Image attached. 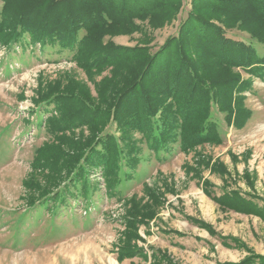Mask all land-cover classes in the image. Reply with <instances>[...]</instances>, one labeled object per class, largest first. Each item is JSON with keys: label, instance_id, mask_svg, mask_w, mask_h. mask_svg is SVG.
Segmentation results:
<instances>
[{"label": "rangeland", "instance_id": "1", "mask_svg": "<svg viewBox=\"0 0 264 264\" xmlns=\"http://www.w3.org/2000/svg\"><path fill=\"white\" fill-rule=\"evenodd\" d=\"M193 1L181 0L173 19L153 14L134 18L135 28H116L104 39L118 47L146 45L155 53L167 38L177 35ZM238 25L232 24L227 37L264 56V46L251 41ZM198 45L200 48L195 42L194 46ZM203 58L206 61L204 53ZM111 70H82L71 51L48 44L40 47L26 35L11 46L0 44V264H234L248 252L264 255V79L240 68L235 73L243 86L234 92L243 97L251 116L238 128L214 113L220 144H203L188 152L169 144L154 152L138 142V163L130 167L119 162L116 175L110 176L115 181L111 188H106L100 173L89 171L86 183L90 188L85 198L79 195L80 182L70 186L71 175L61 184L71 194H65L52 211V204L43 206L44 199L31 205L29 200L37 199L39 186H55L66 172L62 167L59 182L47 171L35 172L36 154H49L48 160H54V151L61 149L65 160L73 146L68 139L79 141L89 133L80 126L53 134L45 118L55 112L49 106L48 114L42 113L41 94L55 91L51 88L56 86L66 92L67 86L75 83L81 95L99 103L101 83L112 79ZM98 107L103 108L101 101ZM106 133L118 136L114 127H108ZM81 163L83 160L79 166ZM31 179L35 185L29 190L26 183ZM205 186L216 196L239 193L262 212L255 215L220 208L205 195ZM149 192L160 204H153ZM149 202L155 216L135 229L138 238L131 246L137 252L120 260L125 218ZM195 220L210 225L215 235ZM219 236L236 238L243 247L230 240L222 242Z\"/></svg>", "mask_w": 264, "mask_h": 264}, {"label": "trees", "instance_id": "2", "mask_svg": "<svg viewBox=\"0 0 264 264\" xmlns=\"http://www.w3.org/2000/svg\"><path fill=\"white\" fill-rule=\"evenodd\" d=\"M0 3V44L11 46L26 35L31 42L40 43V47L48 44L71 51L82 70L100 72L112 68V79L101 83L99 103L81 95L75 83H70L66 92L52 86L55 91L41 94L40 103L45 105L42 113L48 114L49 106L55 112L45 118L53 134L80 126H85L89 133L79 141L68 139L69 146L71 143L73 146L66 152L69 154L65 160L61 149L52 155L56 160L61 153L57 162L48 160L49 154H36L35 172L47 171L56 181L64 178L55 186H39L37 199L29 200L31 205L44 199L43 206L48 208L52 204L49 212L52 211L65 194H71L66 185L61 186L71 175L74 178L70 186L80 182L82 194H77L83 198L90 188L86 183L90 172L100 173L106 188H111L115 181L110 176L116 175L119 162L124 161L130 167L138 163V142L154 152L169 144H177L181 152H188L196 146L222 142L212 118L214 113L238 128L251 116L243 97L234 92L243 86L235 69L264 79V56L226 33L233 31L232 24H240L239 30L247 31L251 41L264 46V0H194L177 35L167 38L155 53L146 45L118 47L104 36H110L119 27L135 28L134 18L153 14L173 19L181 0H0ZM65 6L70 7L68 11ZM232 15L241 19L228 18ZM221 16L225 20L219 19ZM195 42L201 47L194 46ZM100 101L103 108L98 107ZM108 127H114L118 136L106 133ZM62 167L66 172L61 176ZM26 185L30 190L35 181L31 179ZM204 191L220 208L255 215L262 212L239 193L216 196L207 186ZM148 198L154 205L160 204L151 192ZM151 204L140 205V210L127 214L120 260L137 252L131 242L138 238L137 226L154 218ZM195 222L215 235L210 225ZM218 239L243 247L236 238ZM248 254L234 264H264V255Z\"/></svg>", "mask_w": 264, "mask_h": 264}]
</instances>
